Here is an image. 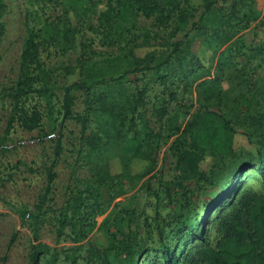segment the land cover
I'll return each mask as SVG.
<instances>
[{"label": "rangeland", "instance_id": "374dc122", "mask_svg": "<svg viewBox=\"0 0 264 264\" xmlns=\"http://www.w3.org/2000/svg\"><path fill=\"white\" fill-rule=\"evenodd\" d=\"M4 8L0 13L2 32L0 34V145L9 149L0 154V255L5 260L0 264H27V254L33 238L29 220H22L19 210L31 209L45 183V170L54 162L55 178L51 186V198L48 209L38 224L37 241L56 248L58 257L55 264H70L68 256L75 255L73 264H90L83 253L86 241L104 243V237L112 236L115 240H132L138 247L160 249V239L169 247L178 248L183 243L185 248L194 241L184 231L175 232L177 207H184L182 213L188 219L187 226H195V218L205 221L207 210L202 205L209 201L205 190L194 182L175 187L171 201L162 190L166 182H175L177 174L174 157L169 149L175 136L174 131L191 118L199 108L197 100L202 99L204 85L198 87L199 77L211 78L218 75L216 84L220 98L211 99L210 107L225 115L237 129L264 136V61L247 59L243 52H250L260 45L264 49V0H217L213 15L229 19L211 26L212 30L196 32L195 29L178 28V18L185 15L188 21L196 20L201 8L199 0H2ZM233 8L236 15L256 11V18L245 27L227 13ZM72 7L76 11V43L63 48L60 31L66 27L65 11ZM111 13L125 10L134 17V24L123 22L120 26L111 15H104L103 9ZM35 33L37 64L45 71L41 78L33 81V87L42 84L52 88L49 108L42 102L41 118L37 127L24 129L18 122L9 127L7 120L11 111V98L14 84L18 77V54L26 28ZM201 34V35H200ZM203 35V36H202ZM230 35L229 40L213 50L217 37ZM183 41L180 47L188 52L183 65L170 61L159 69L165 78V86L176 96L172 102L153 70L142 66L153 65L171 50V43ZM219 41V40H218ZM80 61L84 69L92 73L95 79L103 82L94 83L91 95L106 93L120 105L125 102L120 92L135 99L138 90H142L141 104L133 112L136 129H140V118L147 121L148 127L158 137L152 140L154 146L155 168L153 171L137 177L145 167L142 161L134 160L130 164L132 173L120 175L119 160L109 161V170L119 177L113 185L103 188L102 196L94 208H82L85 218L69 212L67 220L56 237V217L72 187L73 175L83 179L91 176L87 163L76 158L78 149V117L84 109V94L74 92L72 116L62 125H58V110L64 80ZM208 85V84H206ZM250 89L255 108L247 109L240 98V91ZM164 108L160 115L158 110ZM109 120L107 115L95 112L89 117L90 129H102ZM106 126V125H105ZM53 131L60 134L61 150L54 157V145L51 141L39 140L44 133ZM264 139V138H263ZM235 143L240 138L235 137ZM210 164L209 157L201 163L204 168ZM208 167V166H207ZM119 173V174H118ZM237 176L243 179L246 187L254 191L261 189L260 177L256 169H248ZM150 182V185L146 183ZM236 180H231L230 183ZM226 186H230L229 184ZM119 191L115 198L109 197ZM85 209V210H84ZM206 211V213H205ZM83 223V230H90L84 238L76 240L74 229L78 220ZM194 229V228H192ZM161 233L162 238L158 237ZM194 234V233H192ZM212 234L210 233V237ZM70 250L69 247H78ZM145 256L140 264H145ZM160 261V258L158 257ZM41 264H48L43 258ZM91 264H97L93 262Z\"/></svg>", "mask_w": 264, "mask_h": 264}, {"label": "trees", "instance_id": "16d2710c", "mask_svg": "<svg viewBox=\"0 0 264 264\" xmlns=\"http://www.w3.org/2000/svg\"><path fill=\"white\" fill-rule=\"evenodd\" d=\"M217 0H199L198 9L201 8L196 20L188 21L185 15L178 18V28L195 29L196 32L212 30L216 23H222L229 19L228 15H221L217 19L213 15V7ZM4 3L0 0V13ZM104 15H111L115 23L121 25L127 22L134 24V17L125 10L111 13V9L104 8ZM232 17L245 27L249 21L256 18V11L250 10L249 14L236 15L233 8L230 11ZM76 11L69 7L65 11L67 25L60 31V42L64 49L76 43L77 24L75 21ZM2 24L0 22V34ZM201 35V34H200ZM203 36V35H202ZM230 35L218 36L213 50L224 45ZM219 40V41H218ZM181 40L171 43V50L163 55L153 65L145 64L142 69L153 70V74L166 91L169 99L176 104V96L165 86V78L158 71L166 65L171 56L176 64L183 65L187 48L180 47ZM247 59L264 61V49L257 45L253 49L243 52ZM37 47L35 33L27 27L26 36L22 41L18 54V77L14 84L11 98V111L8 116V127L13 122H18L24 129L37 127L40 118V103L49 108V100L52 88L42 84L33 87V81L45 75V71L37 64ZM72 77L64 80L61 90V100L58 110V125L72 116L74 105V92L82 91L84 94V109L78 117L79 135L76 158L88 165L91 176L88 179L73 175L72 187L66 200L65 206L60 209L56 217L55 235L58 237L66 223L67 214L72 212L78 217L85 218L82 208H94L102 196L104 187L113 185V181L119 177L109 170V161L113 158L119 160L120 175H127L130 164L134 160L144 162L145 167L137 173V177L143 176L155 168L154 146L152 140L158 137L148 127L147 121L140 118V129H136V118L133 112L141 104L142 90H138L135 99L129 98L120 92V98L124 105L118 104L106 93L91 95L90 88L94 83L103 82L101 78L95 79L92 73L87 72L80 57L76 65L69 72ZM198 87L205 86L202 99H198V109L193 113L180 129H176L169 149L174 157V168L177 172L175 182H166L162 186L165 195L172 201L174 199L175 187H181L188 182H194L198 188L205 190L209 201L202 205L210 212L205 215V221L195 218L196 225L192 227L188 219L182 213L184 207H177L175 232L182 234L186 231L194 241L185 248L182 243L180 247H169L165 240L160 239V249H145L138 247L132 240H115L112 236L104 237L105 242L100 244L90 240L86 241L83 253L90 264H140L141 257L145 256V264H264V136L253 134L243 129H237L231 121L223 114L212 109L211 99L220 98L218 88V75L211 78L199 77ZM208 84V85H206ZM250 89L240 91V98L247 109L255 108ZM95 112L107 115L109 120L92 130L87 121ZM159 114L165 113L164 108L158 110ZM106 125V126H105ZM240 138V143H235V137ZM39 140L47 139L54 145V157L61 150L60 134L53 131L44 133ZM9 147L0 145V154L7 152ZM209 157L210 164L202 168L201 163ZM208 166V167H207ZM256 169L260 177L261 189L254 191L245 186L242 178L237 176L238 172L244 173L248 169ZM119 174V173H118ZM132 174V173H131ZM55 178L54 162L45 170V183L37 196L32 208L23 207L19 210L22 220H29L33 243L30 244L27 254V264H41L45 258L48 264H55L58 251L47 244L37 241L38 224L42 215L48 209L50 202L52 181ZM236 180L230 183L231 180ZM150 182L146 183V185ZM226 184L230 185L229 187ZM120 193H113L109 199L115 198ZM84 209V210H85ZM205 211V213H206ZM79 219L78 227L74 229L75 242L84 238V234L90 230L88 226L84 231L83 223ZM194 228V229H192ZM194 233V234H192ZM210 233L212 236L210 237ZM162 238L161 233L159 234ZM78 247H69L76 250ZM70 264L75 261V255H67ZM160 258V261L158 260ZM5 260V255H0V263ZM87 264V262L85 263Z\"/></svg>", "mask_w": 264, "mask_h": 264}]
</instances>
